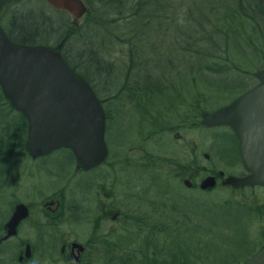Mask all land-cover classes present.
I'll use <instances>...</instances> for the list:
<instances>
[{
	"label": "rangeland",
	"instance_id": "374dc122",
	"mask_svg": "<svg viewBox=\"0 0 264 264\" xmlns=\"http://www.w3.org/2000/svg\"><path fill=\"white\" fill-rule=\"evenodd\" d=\"M94 11L106 14L98 6ZM87 15L73 24L70 14L43 0H15L0 8L3 34L14 37V18L39 21L34 46L54 49L61 58L63 53L74 74H89L87 84L104 113L106 147L104 159L91 168H83L67 148L47 155L26 152L28 128L22 135L21 113L7 109L2 101L0 264H63L58 252L63 242L87 243L92 237L113 246V264H177L181 254L190 257L188 264L242 260L251 250L247 248L256 250L264 243V219L257 212L264 206V185L251 181L252 174L240 157L234 129L238 122L230 128L232 121L212 123V117L219 112L223 117L230 114L245 93L263 82L264 65L254 55L260 40L251 35L252 41L246 44L230 40L229 46L224 45L225 58L216 64L226 67L225 73L198 71L194 61L185 66L173 61L171 54V63L162 72L150 74L142 63L138 77H152L139 83L127 80L128 58L121 52L122 43L108 45L87 31L83 27ZM115 32L125 33L126 28L118 26ZM60 34L65 36L58 43ZM166 38L171 44V37ZM57 44L61 50L55 49ZM84 44L96 49L104 45L100 61L105 60L108 69L102 74V85L90 76L94 65L76 57L86 51ZM85 65L92 70L87 72ZM196 102H201L198 109ZM5 129L15 137H5ZM13 143L11 155L6 154ZM206 175H215L217 184L203 191L199 184ZM185 179L190 186L184 184ZM18 203L27 206L29 214L14 236L5 237L6 223ZM109 203L120 216L111 220L110 215L105 221L103 215L97 220L103 205ZM241 208L248 210V216H242ZM101 221L95 234L92 229ZM245 222L244 236L239 231ZM238 237L250 245L238 242ZM25 242L31 244L32 255L19 262ZM100 251L96 264H107L102 245Z\"/></svg>",
	"mask_w": 264,
	"mask_h": 264
},
{
	"label": "trees",
	"instance_id": "16d2710c",
	"mask_svg": "<svg viewBox=\"0 0 264 264\" xmlns=\"http://www.w3.org/2000/svg\"><path fill=\"white\" fill-rule=\"evenodd\" d=\"M86 1L89 5V12L85 18L83 27L87 28V31L93 33L94 36L100 38V40H105L108 45L113 42L122 43L121 52H123L124 56L127 54L128 58V60H126V75L128 81L131 79L134 82L140 83L144 82V79L150 80L152 77L150 74L162 72L163 68L171 63L168 61L171 54L173 55V61L176 60V62L182 63L185 66L186 62L194 61L198 71L202 69H211L213 71H222L225 73L227 72L224 70L226 67L222 69L219 66L220 64H216V61L219 62L225 58L227 51H225L224 45L229 46L230 40L232 42L237 40L246 44L252 41L251 35H256L260 40L259 44H261V46L257 54L254 55H256L255 57L258 60L260 59L264 65V0ZM12 2H15V0H0V8ZM90 3H92L91 6ZM96 6L106 14H96L94 11ZM200 14L203 16H199ZM24 17L25 16H20L13 19L12 25H14L15 35L12 37L11 34L7 33V37L13 44L33 46L37 43L36 38L39 32L38 28L40 29V23L39 21L36 23L29 21ZM42 20L47 22L45 17H43ZM19 21H22L20 25L18 24ZM118 26L126 28V32L116 33L115 28L118 30ZM102 28H104L106 32L101 30ZM51 29L54 30V28ZM32 35L34 38L31 39L30 37ZM62 35H59L58 43L62 41ZM166 37H171V44H168ZM154 45L158 46L155 47ZM84 46H86V51L84 53H79L76 57L79 60H82L83 57L85 62L94 65L95 70L92 71L94 73L91 72L90 76L97 80L95 83L102 85V74L107 73L105 69H108L106 61H100V58L104 59V57H101L102 51H100L103 49L104 45H102L100 49H96L94 46L88 44H84ZM55 49L61 50L60 44H57ZM235 51L236 50H233L232 52ZM160 52H163V54L159 55ZM61 55L65 62L66 56L63 53H61ZM226 60L230 61V58H226ZM144 62L150 74H148L149 76L146 78H143V75L139 78L138 74L140 75L142 70L138 68L142 66L141 64ZM84 69L89 72L90 66L85 65ZM91 70L92 69H90V71ZM76 76L86 83L89 82L86 77H89V74L84 76L77 73ZM2 101H5L4 103L8 106L7 109L13 110L0 91V105H3ZM200 103L196 102V109L199 108ZM20 121L22 126L19 127V129L22 132L21 134L25 135L26 122L22 115L20 116ZM10 132V129H5V137L14 138L15 136ZM14 145L15 143L7 150L6 154L11 155L9 152L13 149ZM238 211H241L242 216H244L245 213V215L248 216V210L246 208L238 209ZM257 212L259 213V217L262 216V219H264V206L262 210L258 208ZM245 225L244 229L239 231L243 233L244 236V233L247 232L245 231L247 229V222H245ZM237 240L242 244L250 245L249 241L242 242L240 237H238ZM263 245L264 243L256 250L254 247L247 248L251 249L247 253L248 256L235 264L246 261ZM179 252L181 254V250H179ZM181 256L182 259L177 260L176 263L188 264V259L190 257H187L186 254H181ZM144 258H146L145 254ZM165 264H168L167 261H165Z\"/></svg>",
	"mask_w": 264,
	"mask_h": 264
},
{
	"label": "water",
	"instance_id": "95a60500",
	"mask_svg": "<svg viewBox=\"0 0 264 264\" xmlns=\"http://www.w3.org/2000/svg\"><path fill=\"white\" fill-rule=\"evenodd\" d=\"M44 1L71 13L74 23L87 12L82 0ZM262 77L263 82L245 93L225 119L239 117L236 135L240 157L252 174L251 181L264 185V74ZM0 88L27 121L26 148L31 154L45 155L65 147L85 167L104 159L103 110L90 86L68 69L56 51L13 45L0 30ZM184 184L190 186L189 180ZM215 184V177L207 176L200 189ZM27 213L25 205L15 207L7 223V235L15 233ZM242 264H264V246Z\"/></svg>",
	"mask_w": 264,
	"mask_h": 264
},
{
	"label": "flooded vegetation",
	"instance_id": "af4514ba",
	"mask_svg": "<svg viewBox=\"0 0 264 264\" xmlns=\"http://www.w3.org/2000/svg\"><path fill=\"white\" fill-rule=\"evenodd\" d=\"M230 122V124H234L235 121H239V117L233 116L229 120H224V122ZM233 125H230V128H232ZM54 202L51 201L49 204H53ZM57 204V202L55 201ZM106 208V209H105ZM103 215H106L107 218L105 221H107L110 218V215H112L111 220H116L120 214L114 213V211L111 208L110 203L103 205V209L101 211V214L97 217V220L101 219ZM103 221V222H105ZM101 222H99L97 225L95 223L94 229L95 234L98 233L100 230ZM112 232V227L109 230V233ZM55 232L50 233L51 242L53 243V247L56 245V237H53ZM102 240L99 237H92L91 240H88L87 243H80L76 241H65L62 243L60 249H59V255L62 259L63 264H96V262H100L99 255H101L100 247L101 245L104 248V253L106 256L103 257L105 260L107 257V264H113V256L111 255L113 252V246L109 245L107 242H102ZM76 243H79L80 245H76ZM30 246L31 255H32V249L31 244L29 242H25L23 248L20 250L18 261H26L31 258V255L29 257H26V248ZM102 260V259H101Z\"/></svg>",
	"mask_w": 264,
	"mask_h": 264
}]
</instances>
